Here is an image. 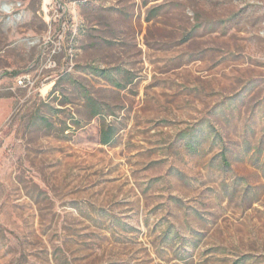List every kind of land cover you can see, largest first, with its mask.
Listing matches in <instances>:
<instances>
[{"label": "rangeland", "instance_id": "rangeland-1", "mask_svg": "<svg viewBox=\"0 0 264 264\" xmlns=\"http://www.w3.org/2000/svg\"><path fill=\"white\" fill-rule=\"evenodd\" d=\"M0 264H264V0H0Z\"/></svg>", "mask_w": 264, "mask_h": 264}, {"label": "trees", "instance_id": "trees-1", "mask_svg": "<svg viewBox=\"0 0 264 264\" xmlns=\"http://www.w3.org/2000/svg\"><path fill=\"white\" fill-rule=\"evenodd\" d=\"M97 115H99V113L94 110L91 118H94ZM114 135L115 134L111 129L106 130L103 125L100 131V143L102 145H108L113 140Z\"/></svg>", "mask_w": 264, "mask_h": 264}]
</instances>
